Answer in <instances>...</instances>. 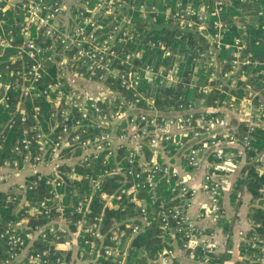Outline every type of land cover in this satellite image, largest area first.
I'll list each match as a JSON object with an SVG mask.
<instances>
[{
    "label": "built area",
    "instance_id": "2783aa9c",
    "mask_svg": "<svg viewBox=\"0 0 264 264\" xmlns=\"http://www.w3.org/2000/svg\"><path fill=\"white\" fill-rule=\"evenodd\" d=\"M155 1L0 0V61L8 49H14V59H20L16 79L8 84L0 82V103L11 113L2 128L12 130L18 122L23 126L10 148L4 146L6 137L0 138V185H7L6 191L14 195L10 199L21 196L30 215L50 219L36 226H29L27 219L15 225L7 224L0 237L7 239L8 259L0 264H105L109 260L112 264H126L132 239L148 225V204L138 195L141 188L156 189L159 175L174 178L178 196L183 199L182 204L160 211L162 234H172L174 223L177 232L183 233V241L180 247L175 243L173 248L165 250L156 264H209L207 256L197 259L196 249L200 248L201 254L217 252L214 232L204 233L198 222L217 224L219 215H225L221 204V178L239 169L238 178L246 166H254L264 175V149L249 155L254 150L251 135L257 125L264 124L263 93L252 92L249 98L242 100V105L230 103L221 108L223 115L219 117L194 118L196 111L193 110L163 113L139 107L142 102L152 104L149 89H141L145 80L152 87L177 84L188 62L201 64L211 71L212 79L224 83L237 79L236 75L245 80V67L258 69L264 85V59L252 60L246 56V39L235 38L232 43L223 40L231 30L230 22L223 18L228 0H213L211 22L209 6L199 8L195 0H160L161 10ZM9 10L22 12L24 18L20 45L15 46L16 37L5 32L4 20ZM259 15H264L263 11ZM143 18L150 23L160 22L177 28L180 38L186 32L200 31L207 36L210 46L174 54L162 40L137 38V20ZM261 27L264 30V25ZM144 40L150 49L162 51L163 60L171 58V63L157 64L159 60L154 58L151 63L138 65L142 52L131 51L127 46L140 45ZM223 50H231L233 59L232 70L221 75ZM52 69L57 70V75L44 86L43 80L51 75ZM113 85L132 97L113 90ZM10 88L13 89L9 91ZM211 89L201 90L207 93ZM225 111L237 115V127H227ZM241 124L248 132L239 136ZM218 130L223 132L217 133ZM178 136L186 139V143L176 149L185 169L183 174L169 164H159L155 158ZM146 147L154 153L150 161L144 158ZM122 149L127 151V162L137 169L131 167L125 173L116 162L112 171L80 174V168L89 170L99 160L103 167H108L110 158L116 157ZM202 155L207 157V170L200 186H195L192 177ZM115 170L125 178L121 193H132L130 203H135L140 211L137 222L132 219L128 225L132 238L124 241V234L106 238L101 233L98 217L88 225L84 219H79L74 236L63 219L67 210L63 200L70 183L86 179L92 186V197L101 192L105 179ZM128 176L134 181L129 192L126 190ZM41 183L53 188L50 198L28 203L26 193ZM260 192L264 195V185ZM86 193L69 205L83 216L91 203ZM199 193L207 196V202L200 204L198 214L192 218L189 211ZM53 213L58 217L51 218ZM61 229L69 233L71 242L54 243V249L61 253L58 257L34 250L35 243L46 240L49 234L58 240L56 232ZM76 237L83 239V245H78ZM249 245L254 251L251 262L264 264V230L253 235ZM69 252L75 256L67 260Z\"/></svg>",
    "mask_w": 264,
    "mask_h": 264
},
{
    "label": "trees",
    "instance_id": "16d2710c",
    "mask_svg": "<svg viewBox=\"0 0 264 264\" xmlns=\"http://www.w3.org/2000/svg\"><path fill=\"white\" fill-rule=\"evenodd\" d=\"M176 1V0H175ZM199 8L203 5H208L209 22L212 21L211 11L213 7V0H195ZM229 5L223 13L224 20L230 22L231 30L223 39L224 42L232 43L235 38L244 37L247 41V49L245 54L247 57L253 59H264V15H259V12L264 13V0H250L243 2L242 0H228ZM160 0L155 1L158 9H162L159 4ZM162 17H160V20ZM22 12L7 11L6 19L4 20L5 32L7 35H14L16 37L15 46L20 45L23 41L22 28H23ZM139 31L138 37L152 39L153 41H164L171 47L172 52L175 53H191L195 49L208 48L210 41L206 35L194 33L192 31L186 32L181 38L178 36L180 32L177 28H169L163 23H150L148 19H138ZM1 36V32H0ZM140 38V39H141ZM131 51L142 52V57L137 61V64L151 63L154 58H158L157 64L164 63L169 65L171 58L162 59V51L159 49H150L145 40L140 45L129 44L127 46ZM2 47L0 46V51ZM14 49H8L6 55L0 61V82L8 84L16 79V70L19 68L20 59H14L12 55ZM221 75L225 72L232 70L231 61L232 51L223 50L220 53ZM246 79L236 75L237 79L224 83L219 79L211 78V71L204 69L201 64L193 65L190 62L184 66L180 72L182 78L177 84L168 85L164 87L150 86L148 80H145L141 89H149L152 104L146 102L140 103L139 107L151 108L163 113H172L178 111H196L193 114L194 118L201 116H222L221 108L227 107L230 103L242 105L241 102L245 98H249L252 92H261L264 95V85L261 82V77L258 75V69L245 67ZM50 76H46L43 80V85L46 86L52 82L51 78L57 75V70L52 69ZM234 81V83L232 82ZM222 85V86H221ZM211 87V91L204 93L201 89ZM113 90H119L121 94L132 97L130 93L122 90L120 87L113 85ZM10 88L9 91H11ZM48 111V105L44 103ZM11 116L9 110L5 109L4 105L0 103V138L6 137L4 146L10 148L12 144L21 134L23 126L18 122L12 129L3 130L2 128L5 121ZM2 132V134H1ZM245 125L241 124L238 128V135L247 134ZM252 146L254 150L249 155L253 156L255 153L264 149V124L257 125L256 130L251 135ZM186 139L183 137H176L171 141L165 151L169 156L176 155V149L185 144ZM1 143V139H0ZM1 155V158L5 157ZM127 155L126 149L118 151L116 157H111L108 167L102 166V160L97 161V165L87 170L85 167L79 169L80 174L85 171L93 173H101L106 170H114V164L120 163L122 170L126 173L131 167L137 169V166H130L125 159ZM250 157V156H249ZM144 158L150 161L154 158V153L148 147L144 150ZM159 164H168L160 156L157 158ZM68 170L67 167L63 168ZM101 170V171H100ZM125 178L115 170L112 175L105 179L102 185L101 192H96L92 197V186L90 182L83 179L79 182H71L67 195L63 200V204L67 207L64 214V221L68 223L69 230L74 236L77 234V221L84 219L85 224L93 222L95 217L101 218V233L108 238L112 234H124V241L130 240L131 228L128 225L132 219L140 217V211L135 203H130L132 193L122 194L121 186ZM126 190L129 192L132 188L133 179L127 177ZM264 185V175H260L254 166H246L241 170L239 177L236 179L232 192L231 202L235 204L236 199L239 198L240 193L246 190L251 195V201L248 209V219L251 224L248 231L242 237L239 244V257L235 264H258L252 263L251 257L254 253L249 245V239L256 233L263 232L264 230V207H263V194L260 192ZM84 190L87 192H84ZM62 191V189H61ZM53 192L51 186H46L44 183L39 184L34 190L26 193L28 203L33 204L36 201L47 200L50 198V193ZM222 195V189L220 190ZM84 193L88 194L91 198L89 211L86 215L77 213L73 208L69 207L70 203H76ZM179 190L175 187V179H168L159 175L157 187L154 190L147 187L141 188L139 199L146 200L148 204V225L144 230L136 235L131 241L129 255L126 264H156V260L165 250L173 248L174 244L178 247L182 245L183 233L177 232V226L172 224V234L163 236L160 222V211L164 208H170L183 203V199L178 196ZM14 195H10L7 191H0V234L7 228V224L21 222L23 219L28 220L29 226L44 225L50 219L41 215H30L28 206L22 202V197L17 196L15 200L10 199ZM221 204H223L221 199ZM58 214L53 213L51 218H57ZM137 222V221H136ZM224 232L229 234L231 231V224L226 218V215H219L217 222ZM209 234V232H207ZM56 234L59 239L56 240L51 234L44 241H38L34 245V250L39 252H49L52 257H58L61 253L54 249V243L57 242H71V237L66 230L57 231ZM84 237L85 234L83 233ZM76 241L83 245V239L76 237ZM200 248L196 249L197 259L202 257L209 258V264H223L224 260L230 259V254L220 255L215 253H200ZM71 252L67 253L66 259H70ZM8 259V244L7 239L0 237V261ZM21 264V263H20ZM105 264H112V261H106Z\"/></svg>",
    "mask_w": 264,
    "mask_h": 264
},
{
    "label": "crops",
    "instance_id": "0c3cea01",
    "mask_svg": "<svg viewBox=\"0 0 264 264\" xmlns=\"http://www.w3.org/2000/svg\"><path fill=\"white\" fill-rule=\"evenodd\" d=\"M225 118L227 119V127L230 129L237 127L239 122V118L234 112L225 111ZM223 131L218 130L217 133H221ZM158 156L164 159V162L168 163L171 167H173L179 174H183L185 169L183 164L181 163V158L178 155L169 156L168 153L165 151H160L155 158L157 159ZM208 160L206 155H202L199 161V167L196 169L195 173L193 174V181L192 184L195 186H200L202 177L207 170ZM237 169L234 173L221 178V185H222V202L223 207L225 209L226 218L229 220L231 224V231L229 234L224 232V229L217 223H208V222H198V226L200 229L204 231V233L208 234L207 232H214L213 233V241L216 243L217 254L227 255L230 254L229 260H224L223 264H235L237 260L240 259L239 257V244L241 242V237H243L246 231L249 230L251 224L249 223L248 219V209L249 203L251 201V195L246 191L243 190L240 193L238 199H236L235 204L231 202V192L233 185L238 176ZM7 185H0V191H6ZM194 204L192 209L189 211V216L194 218L199 212V206L202 203L207 202V196L203 193H199L194 198ZM239 215L240 219L237 222L238 218L235 217ZM242 229V235L240 236L239 233ZM75 254H72V258ZM179 258L180 254L177 255ZM186 262V260L183 259ZM189 262V260H187Z\"/></svg>",
    "mask_w": 264,
    "mask_h": 264
},
{
    "label": "rangeland",
    "instance_id": "374dc122",
    "mask_svg": "<svg viewBox=\"0 0 264 264\" xmlns=\"http://www.w3.org/2000/svg\"><path fill=\"white\" fill-rule=\"evenodd\" d=\"M235 217H237V218H238L237 222H239L240 216H239V215H237V216H235ZM239 235H240V236L242 235V229H241V232L239 233ZM241 238H242V237H241Z\"/></svg>",
    "mask_w": 264,
    "mask_h": 264
}]
</instances>
